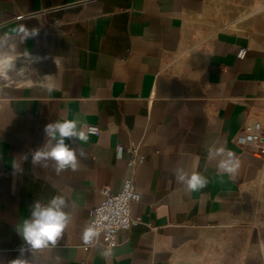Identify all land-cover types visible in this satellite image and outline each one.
Listing matches in <instances>:
<instances>
[{
	"label": "crops",
	"instance_id": "obj_1",
	"mask_svg": "<svg viewBox=\"0 0 264 264\" xmlns=\"http://www.w3.org/2000/svg\"><path fill=\"white\" fill-rule=\"evenodd\" d=\"M22 25L37 35L22 40ZM0 40L23 68L0 81V264L19 256L15 227L30 206L56 195L69 223L55 247L26 254L29 264H264L249 196L264 155L237 142L247 124H264L263 0H0ZM64 120L87 135L73 144L86 158L60 173L53 161L33 165L45 126ZM119 145L145 156L137 224L114 248L95 234L88 249L102 187L120 192L132 175ZM177 169L209 182L191 191Z\"/></svg>",
	"mask_w": 264,
	"mask_h": 264
},
{
	"label": "clouds",
	"instance_id": "obj_2",
	"mask_svg": "<svg viewBox=\"0 0 264 264\" xmlns=\"http://www.w3.org/2000/svg\"><path fill=\"white\" fill-rule=\"evenodd\" d=\"M16 31L23 34L22 40L37 35V30H29L23 25ZM5 42L0 40V47H3ZM24 57L33 59L28 51L24 52ZM11 71H16L19 74L23 72V68L17 67L12 56L0 52V78H6ZM51 90L49 88V91ZM44 133L47 142L32 151V164L48 167L47 161H53L56 173L68 169L75 171L79 167L78 156L86 158V154L83 151L77 153L73 144L77 141L86 142L88 139L85 132L78 129L77 121L64 120L48 123L44 128ZM24 159L27 160V155ZM12 168L13 175L22 171L15 162L12 164ZM220 168L228 173L235 171V167L229 166L227 163H221ZM175 178L191 191H199L205 188L209 182L206 176L196 172L189 175L183 169L176 170ZM65 206V199L59 195L53 196L47 204L36 201L30 206V216L15 227V231L23 243L17 249L19 256L12 260L11 264H29V261L24 258L26 254L57 245L70 220L69 215L64 211ZM94 235L90 229L86 230L83 239L85 242H90Z\"/></svg>",
	"mask_w": 264,
	"mask_h": 264
},
{
	"label": "built area",
	"instance_id": "obj_3",
	"mask_svg": "<svg viewBox=\"0 0 264 264\" xmlns=\"http://www.w3.org/2000/svg\"><path fill=\"white\" fill-rule=\"evenodd\" d=\"M245 53V49L240 50L238 57L243 58ZM87 132L99 135L101 129L95 125H88ZM237 142L253 148L259 155H264V124L260 121L247 124L244 131L237 137ZM116 150L119 158L124 152L128 153V164L132 168V175L125 180L120 192H113L110 186L102 187L101 192L104 198L94 208V216L90 222V230L99 236L108 249L117 246L121 230H129L137 224L132 216V204L140 200L141 194L137 189L135 174L137 167L144 162L145 157L140 147L136 145L127 148L119 145ZM96 243L86 242V248L89 249Z\"/></svg>",
	"mask_w": 264,
	"mask_h": 264
},
{
	"label": "rangeland",
	"instance_id": "obj_4",
	"mask_svg": "<svg viewBox=\"0 0 264 264\" xmlns=\"http://www.w3.org/2000/svg\"><path fill=\"white\" fill-rule=\"evenodd\" d=\"M9 75L10 73L8 74V76ZM5 80L6 78H0V81ZM249 196L251 201L250 211L253 217L252 222L259 224L263 231L264 238V175L260 178L259 181L252 185Z\"/></svg>",
	"mask_w": 264,
	"mask_h": 264
}]
</instances>
